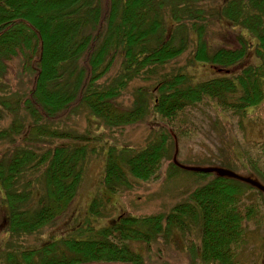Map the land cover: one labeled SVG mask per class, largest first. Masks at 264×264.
Masks as SVG:
<instances>
[{
    "label": "trees",
    "instance_id": "1",
    "mask_svg": "<svg viewBox=\"0 0 264 264\" xmlns=\"http://www.w3.org/2000/svg\"><path fill=\"white\" fill-rule=\"evenodd\" d=\"M215 26L233 36L229 44L214 45ZM186 52V65L165 70ZM11 62L19 67L14 87L4 78ZM196 64L215 75L197 79ZM130 90L135 98L123 106ZM263 99L264 0H0V124L9 119L0 126V264H149L139 248L168 239L171 229L189 234L190 225L199 244L187 238L188 247L201 264H236L247 227L262 223L246 202L249 185L202 173L208 180L167 213L121 214L110 224L102 222L105 196L159 179L173 145L168 128L188 135V110L211 105L229 120ZM81 110L87 128L77 133L69 123ZM150 116L159 128L143 148L104 150L99 195L87 207L99 223L77 211L66 234L17 245L71 207L88 155L100 152L87 137L92 125L121 134ZM251 147L263 151L264 142ZM247 158L264 175V158Z\"/></svg>",
    "mask_w": 264,
    "mask_h": 264
},
{
    "label": "rangeland",
    "instance_id": "2",
    "mask_svg": "<svg viewBox=\"0 0 264 264\" xmlns=\"http://www.w3.org/2000/svg\"><path fill=\"white\" fill-rule=\"evenodd\" d=\"M211 34L214 45L225 46L229 44L233 36L224 27L215 26ZM249 57V54H248ZM189 60L188 52L184 53L173 63L166 66V71H175L176 68L186 65ZM249 59H247L248 61ZM19 67L11 62L5 72V81L15 86L19 81ZM199 80L208 79L215 75V71L200 64H196L192 70ZM113 72L111 73V75ZM138 95V94H137ZM135 98V92L130 90L123 97V106H129ZM143 98V97H142ZM152 99L155 96L152 95ZM85 111L81 110L69 123L71 131L82 133L86 131ZM6 118L0 126L8 122ZM92 122V121H90ZM181 124H187L191 128L188 135H175L174 131L168 128L172 135L173 145L170 147L168 159L164 160L159 173V179L151 183H134L132 190L123 189L118 194L105 196L109 198L108 212L103 217V223H112L122 208L123 214L129 216H150L158 213H167L175 204L184 201L187 195L197 186L208 180L202 173L193 169L218 168L231 171L236 175L250 179L264 187V175L259 174L250 164L248 156L258 155L264 158L263 151L255 150L251 143L264 142V100L254 108L247 109L246 115L240 118L225 119L223 114L216 108L209 105L206 108L194 107L188 110ZM159 128L155 123L154 116H150L144 122L126 128L121 134L119 132L102 135L101 130L94 125L89 128L91 142L98 144L100 152L88 155L83 166V178L78 194L65 215L58 218L56 222L42 229L39 233L27 236L19 241L17 245L21 248H28L38 244L44 238L52 234H66L72 228L71 220L80 211L82 218L88 217L87 206L93 196L97 193V185L104 168V150L109 146L116 149L129 147L133 152L143 148L153 138L152 130ZM100 137V140L97 137ZM2 147L0 146V152ZM176 154L175 159L173 158ZM2 193L0 190V246L6 241L4 218V207H2ZM246 202H254L259 212L263 215L260 226L249 225L245 233L244 245L236 257V264H264V195L254 188L245 191ZM90 220L92 218L88 217ZM93 221V220H92ZM101 220L96 217L97 224ZM190 233L185 234L176 229H171L168 239H158L139 251L144 253L149 264H201L197 250L188 247L187 238H191L193 246L198 247V233L193 225L189 226ZM133 244L132 246H134Z\"/></svg>",
    "mask_w": 264,
    "mask_h": 264
},
{
    "label": "water",
    "instance_id": "3",
    "mask_svg": "<svg viewBox=\"0 0 264 264\" xmlns=\"http://www.w3.org/2000/svg\"><path fill=\"white\" fill-rule=\"evenodd\" d=\"M195 171H199V172H217L218 175H226V176H231L234 178H237L239 180L245 181L253 186H255L256 188L260 189L261 191L264 192V187L262 185H260L259 183L252 181L250 179L244 178V177H240L238 175H236L235 173L231 172V171H227V170H223V169H218V168H209V169H193Z\"/></svg>",
    "mask_w": 264,
    "mask_h": 264
}]
</instances>
